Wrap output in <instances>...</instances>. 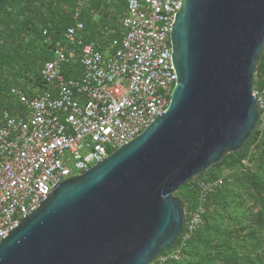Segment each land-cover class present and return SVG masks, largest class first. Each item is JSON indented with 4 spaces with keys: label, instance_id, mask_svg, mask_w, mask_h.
Masks as SVG:
<instances>
[{
    "label": "water",
    "instance_id": "obj_1",
    "mask_svg": "<svg viewBox=\"0 0 264 264\" xmlns=\"http://www.w3.org/2000/svg\"><path fill=\"white\" fill-rule=\"evenodd\" d=\"M167 110L132 142L60 184L0 243V264H151L184 225L173 194L238 152L260 113L264 0H182Z\"/></svg>",
    "mask_w": 264,
    "mask_h": 264
},
{
    "label": "built area",
    "instance_id": "obj_2",
    "mask_svg": "<svg viewBox=\"0 0 264 264\" xmlns=\"http://www.w3.org/2000/svg\"><path fill=\"white\" fill-rule=\"evenodd\" d=\"M92 2L123 4V11L117 26L107 22L96 40L87 41L80 17ZM181 5L182 0H79L61 40L53 42L44 32L51 56L40 69L42 88L13 87L10 94L21 108H0V243L60 184L132 142L167 110L177 81L170 34ZM71 64L80 68L75 78L65 75ZM253 95L262 116L264 88L254 87ZM224 177L193 179L196 206H183L179 242L156 264L180 260Z\"/></svg>",
    "mask_w": 264,
    "mask_h": 264
},
{
    "label": "rangeland",
    "instance_id": "obj_3",
    "mask_svg": "<svg viewBox=\"0 0 264 264\" xmlns=\"http://www.w3.org/2000/svg\"><path fill=\"white\" fill-rule=\"evenodd\" d=\"M18 3L10 14L14 27L21 30L23 48L32 50V55L46 54L47 57L46 46L39 31L46 28L51 30L54 26L50 22L43 21V16L51 15L56 7L60 13L62 10L65 11L67 6L65 0H19ZM99 7L91 9L89 17L92 21L106 16L104 15L107 13L106 8ZM40 17L42 19L38 23L37 18ZM23 19L24 21L20 23L19 21ZM33 23L36 25L33 26ZM64 25L65 23L62 22L57 28L58 33L63 30ZM24 72L26 74L23 69L10 70L5 75L9 76L10 79L7 80L11 82H20L24 78L31 77L35 80L36 72L27 71L30 73L28 75ZM2 86L0 84V88ZM231 154L225 155L223 159L233 156L236 163L231 166L224 163L214 169L217 172L222 170L227 174L220 199L217 203H213L208 223L199 231L191 243V248L186 250L179 264H264V193L252 187L247 177V173L251 172L264 184L263 115L259 116L251 137L242 148ZM230 157L227 158L228 163ZM175 194L180 195L182 191L175 192L174 197ZM231 253H238L242 261L229 259ZM151 264L156 263L153 261Z\"/></svg>",
    "mask_w": 264,
    "mask_h": 264
},
{
    "label": "trees",
    "instance_id": "obj_4",
    "mask_svg": "<svg viewBox=\"0 0 264 264\" xmlns=\"http://www.w3.org/2000/svg\"><path fill=\"white\" fill-rule=\"evenodd\" d=\"M78 1L79 0H71V1L65 0V4L67 5L65 7V11L62 10V13H60L58 10V7H56L52 10L51 15L45 14L43 16V21L50 22L54 26V28H51V30L49 28L48 29L46 28L45 30H42L41 32L39 31L40 36L43 38L44 44L46 46L47 57H45L46 54L32 55V50L31 51L25 50L22 46L21 30L20 29L18 30L17 28L14 27L12 23V19H11L12 15L10 14V12L15 7V5L19 2V0H0V84L3 85L0 88V108L16 109V110L20 109L19 103L10 94V90L13 87H20V88H23L24 90H27L30 86L34 88H40V89L42 88L40 74H39L40 69L42 65L50 59V56H51V47L48 46V44L46 43V37L44 36V32L47 31L48 37H50V39L53 42L61 40L62 33L68 27L73 25L72 15L74 13V10L77 7ZM18 4L20 5L21 2ZM99 6L101 8H106L105 11H107V13L104 14L106 16L101 17L98 20L92 21L89 17L91 9L95 7H99ZM122 11H123V4L121 5L115 4L113 6H109L105 2H92L89 6L83 9L81 12L80 20L85 25L87 41L96 40L97 36L100 34V28L103 24H106L107 22H110V23L112 22L114 25H116L117 22H119L118 17ZM24 19L19 22L22 23ZM40 19L42 18L41 17L37 18L38 23ZM32 20L34 22V16L32 17ZM62 22L65 23L64 28L62 31L58 33L57 28L60 27ZM32 25L35 26L36 23H33ZM41 59L43 60L41 61ZM21 69L26 71V74L24 72L25 75L30 74L27 71L36 72L35 80H33L32 77L27 78V79L24 78L20 82H11L10 80L9 81L7 80V79H10L9 76L5 75L7 74V72H9L10 70H16V71L20 70L21 71ZM79 73H80V68L76 64H71L65 68V75L67 76V78H75L79 75ZM4 82H9V83L3 84ZM255 88L256 90H260L264 88V53L261 56L260 63L257 67ZM233 154L234 153H232L231 155ZM229 157L230 156L224 158L222 162H220L217 165L212 166L207 172H205L199 177H208L210 179L224 177V172L222 170L217 172V171H214V169L222 166V164L224 163H226L228 166H231L232 164L237 162L235 158L231 156L230 161L228 163L227 158ZM247 177L252 187L264 193L263 183L259 182L251 172L247 173ZM225 178L226 176L224 177V180ZM193 182L194 180H191L190 182H188L187 184H185L183 187H181L178 190V191H182V194L180 195L175 194V198L179 199L182 202L183 206L187 207L188 209H193L196 206V201H197V189L194 186ZM223 186L224 184L222 185V187ZM222 187L219 189V191L216 194H213L206 203L205 212L203 214L204 225L208 223V220L211 215L210 212H211V207L213 206V203H217V201L220 199V192H221ZM199 231L187 243V246L182 251L180 260L170 261L167 264H179L180 263L186 250L188 248H191V243L196 238ZM178 242L179 240L175 242L173 247H175L178 244ZM168 251L169 249L164 250L162 255L167 253ZM228 258L236 262L242 261L238 253H231L228 256Z\"/></svg>",
    "mask_w": 264,
    "mask_h": 264
}]
</instances>
